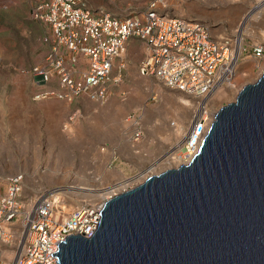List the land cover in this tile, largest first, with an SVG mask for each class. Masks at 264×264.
Returning a JSON list of instances; mask_svg holds the SVG:
<instances>
[{"label":"rangeland","instance_id":"1","mask_svg":"<svg viewBox=\"0 0 264 264\" xmlns=\"http://www.w3.org/2000/svg\"><path fill=\"white\" fill-rule=\"evenodd\" d=\"M35 1L0 0V179L24 173L26 204L46 189L61 188L58 213L66 217L84 202L103 205L117 182L130 188L151 174L180 165L198 98L142 74L138 59H116L113 77L119 79L112 81L106 102L88 95L34 98L43 86L32 68L46 61L50 45L45 37L51 33L47 24L32 16ZM259 1L167 0L162 6L170 15L205 21L216 37H240L234 83L221 86L208 100L215 113L262 75L264 54L258 57L254 51L257 44L264 46V4L256 8ZM87 3L94 10L129 17L142 14L149 0ZM123 61L126 67L120 71ZM57 85L54 78L51 86ZM127 126L135 132L141 129V137L122 139L116 153L101 142L123 133ZM97 149L101 154H94ZM2 255V264L13 260L11 252L5 262L4 251Z\"/></svg>","mask_w":264,"mask_h":264},{"label":"built area","instance_id":"2","mask_svg":"<svg viewBox=\"0 0 264 264\" xmlns=\"http://www.w3.org/2000/svg\"><path fill=\"white\" fill-rule=\"evenodd\" d=\"M166 4L167 0H149L142 14L121 17L92 9L87 0H36L31 14L47 24L51 33L45 37L50 45L46 61L32 68L43 86L34 98L88 95L106 102L112 81L119 79L113 77L116 59L122 56L127 40L137 37L148 51L140 72L198 98L182 148V163H188L199 151L216 115L209 98L236 79L240 37H216L205 21L163 12ZM254 51L261 57L264 46L257 44ZM125 67L123 61L118 68L122 71ZM54 78L58 80L55 87L51 86ZM141 135L138 129L133 137ZM24 186L22 172L0 179V264L3 251L4 262L8 252L13 254L10 264H61L59 256L53 255L58 244L72 234L92 236L103 205L84 202L60 217L57 198L61 188L46 189L26 204ZM119 188L129 187L123 181L111 185L108 198L123 191H117Z\"/></svg>","mask_w":264,"mask_h":264},{"label":"water","instance_id":"3","mask_svg":"<svg viewBox=\"0 0 264 264\" xmlns=\"http://www.w3.org/2000/svg\"><path fill=\"white\" fill-rule=\"evenodd\" d=\"M61 264H264V69L215 115L199 151L108 198Z\"/></svg>","mask_w":264,"mask_h":264},{"label":"crops","instance_id":"4","mask_svg":"<svg viewBox=\"0 0 264 264\" xmlns=\"http://www.w3.org/2000/svg\"><path fill=\"white\" fill-rule=\"evenodd\" d=\"M147 45L146 43L137 38V37H131L127 40L124 51H123V60H127V58H134V59H138V63H142V59H145L146 55H147ZM141 60V62H140ZM132 133V135H131ZM135 133L134 130H132V127H126L124 132L122 133L120 131L118 136H121L120 138H118V136L114 135V137H112V139H108L105 138L103 141L98 140V142H103L104 144H106L107 146H110L114 152L116 153V150H120L121 149V145H122V139H131V136H133ZM121 139V140H120ZM94 154H101V152L99 151V149H97V151ZM121 171H125V168L120 166ZM102 177V176H101Z\"/></svg>","mask_w":264,"mask_h":264},{"label":"bare ground","instance_id":"5","mask_svg":"<svg viewBox=\"0 0 264 264\" xmlns=\"http://www.w3.org/2000/svg\"><path fill=\"white\" fill-rule=\"evenodd\" d=\"M263 4H264V0H260L259 2H258V4H257V6H256V8L257 7H260V6H263ZM255 8V9H256ZM249 17V15L247 16V18ZM190 101V100H189ZM191 102V101H190ZM190 102H188L187 101V104H189ZM177 146H180V143H177ZM175 153V151L173 152V154ZM124 183V182H123ZM78 188H86L87 189V187H83V186H78ZM92 189V188H91ZM121 188H119V189H117V191H119ZM121 190H123V189H121ZM93 191V190H92ZM91 191V192H92ZM108 194H110V192L108 193ZM92 195V194H91Z\"/></svg>","mask_w":264,"mask_h":264}]
</instances>
